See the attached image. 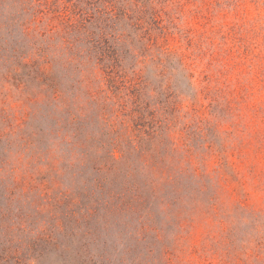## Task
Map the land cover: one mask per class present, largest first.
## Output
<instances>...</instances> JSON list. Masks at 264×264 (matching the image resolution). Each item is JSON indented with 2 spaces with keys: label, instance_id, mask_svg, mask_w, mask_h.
Masks as SVG:
<instances>
[{
  "label": "rangeland",
  "instance_id": "obj_1",
  "mask_svg": "<svg viewBox=\"0 0 264 264\" xmlns=\"http://www.w3.org/2000/svg\"><path fill=\"white\" fill-rule=\"evenodd\" d=\"M79 2L0 0V264H264V106L193 124L122 36L106 74Z\"/></svg>",
  "mask_w": 264,
  "mask_h": 264
},
{
  "label": "trees",
  "instance_id": "obj_2",
  "mask_svg": "<svg viewBox=\"0 0 264 264\" xmlns=\"http://www.w3.org/2000/svg\"><path fill=\"white\" fill-rule=\"evenodd\" d=\"M79 3L73 11L79 31H98L90 35L103 44L98 61L104 68L111 59L123 62L119 49L110 46L122 36L139 65L149 54L157 76L164 64L162 78L180 74L176 77L195 95L186 107L193 124L209 126L217 111L224 114L217 129H229L227 118L245 128L259 118L250 115L264 106V0H88L84 8ZM68 11L59 15L64 31L78 22ZM169 92L165 98L175 111L178 105Z\"/></svg>",
  "mask_w": 264,
  "mask_h": 264
}]
</instances>
